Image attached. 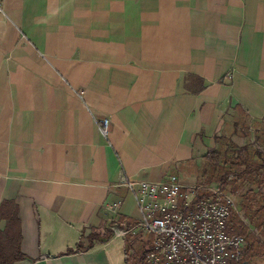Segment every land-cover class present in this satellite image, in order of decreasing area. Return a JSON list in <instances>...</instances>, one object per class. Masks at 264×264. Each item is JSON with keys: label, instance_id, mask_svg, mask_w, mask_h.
Segmentation results:
<instances>
[{"label": "crops", "instance_id": "crops-1", "mask_svg": "<svg viewBox=\"0 0 264 264\" xmlns=\"http://www.w3.org/2000/svg\"><path fill=\"white\" fill-rule=\"evenodd\" d=\"M263 119L264 0H0L12 264H125L114 222L139 212L122 179L201 183L187 171Z\"/></svg>", "mask_w": 264, "mask_h": 264}, {"label": "built area", "instance_id": "built-area-1", "mask_svg": "<svg viewBox=\"0 0 264 264\" xmlns=\"http://www.w3.org/2000/svg\"><path fill=\"white\" fill-rule=\"evenodd\" d=\"M98 123L106 136L108 118ZM122 180L139 215L114 227V234L143 245L141 264H248L245 236L229 221L236 199L225 184H185L174 173L160 180Z\"/></svg>", "mask_w": 264, "mask_h": 264}, {"label": "trees", "instance_id": "trees-1", "mask_svg": "<svg viewBox=\"0 0 264 264\" xmlns=\"http://www.w3.org/2000/svg\"><path fill=\"white\" fill-rule=\"evenodd\" d=\"M196 81L198 84H194L197 88L192 89L195 92L203 86L200 77H197ZM253 140L255 141L251 142L250 146L238 147L240 152L238 151L234 162H230L231 164L229 162H222V164L219 159H214L213 156L210 162H214V164L212 163L211 172L206 180V184H225L227 190L235 194L237 209L231 212L229 221L236 232L245 236L243 259L248 264H255L257 256L264 254V237H262L264 236V144L255 137ZM205 156L207 161L208 153ZM10 212V215L5 214L7 211L0 212V217H4L7 220V226L9 225V228L0 231V264H12L24 257L19 248V238L10 233V221L13 217L16 218L15 211L10 210ZM241 217L247 218L250 223H245ZM114 223L120 228L124 226L123 218L115 220ZM255 229H258L260 234ZM112 233L113 229L108 226L101 236V240H108ZM96 235L93 231L88 234L89 246L93 244V240L99 239ZM124 240L125 264H130V259H134L135 264H141L144 255L143 245L137 244L133 248V241L127 238ZM77 247L82 248L80 244H77ZM69 251L72 250L67 252Z\"/></svg>", "mask_w": 264, "mask_h": 264}, {"label": "rangeland", "instance_id": "rangeland-1", "mask_svg": "<svg viewBox=\"0 0 264 264\" xmlns=\"http://www.w3.org/2000/svg\"><path fill=\"white\" fill-rule=\"evenodd\" d=\"M253 126H255L253 129H254V131H255L254 133L256 135L252 134L253 137L251 139H247V133L246 134L244 133L246 131V128L242 129V135L241 136L244 138H243L242 142L240 141V143H238V144L235 142H232L231 140L223 138L220 146L216 147L217 149H215L214 152L212 150H210L208 152L207 161L205 159L206 158V156H205V158L203 160L204 162L203 163L201 162L202 163L201 165L197 164L196 165L197 168L193 167L187 171V174L192 173V177H190L193 179L192 181L193 182L194 181H201V183H206L207 177H208V175L212 169V163L214 164V162H212V163L210 162V160L213 156H214V159H219L221 163L222 162H226V163L229 162L230 163L232 161L234 162V160H235L234 157H235V155H237V153L239 151L238 147H240L242 145L250 146L249 144H251V142L253 143L255 141V140H253L254 137L256 139L261 140L262 143L264 144V119L259 124L253 123ZM249 148H251V147H249ZM229 159H231V161H228ZM220 166H221V164H220ZM215 179H217V178H215ZM212 185H217V184H212ZM232 194H233V197L236 199L235 194L234 193H232ZM241 218L244 220L245 223H247V222L250 223L247 218H245V217H241ZM255 230L260 234L258 229H255ZM261 236H262V234H261ZM262 237H264V236H262ZM136 245L137 244H132L133 248H135ZM140 251H141V249L139 250V252ZM257 261L264 263V254L258 255L254 262H257ZM130 264H135L134 259H130Z\"/></svg>", "mask_w": 264, "mask_h": 264}]
</instances>
